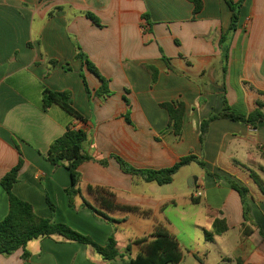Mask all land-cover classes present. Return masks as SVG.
Segmentation results:
<instances>
[{
  "label": "crops",
  "instance_id": "obj_1",
  "mask_svg": "<svg viewBox=\"0 0 264 264\" xmlns=\"http://www.w3.org/2000/svg\"><path fill=\"white\" fill-rule=\"evenodd\" d=\"M200 1L202 7L193 15L187 0H0V179L21 156L12 193L37 216L63 223L100 246L114 233L123 252L132 240L162 229L181 249L167 217L173 212L180 224L203 235L212 231L216 219L226 226L200 250L186 251L178 264H264V195L250 177L254 172L264 180V121L251 128L214 120L202 147L198 141L201 120L222 108L217 44L230 22L223 0ZM145 14L148 21L142 18ZM77 46L106 80L107 95H97L102 83L76 58ZM144 66L155 68L154 81ZM224 82L231 109L249 114L260 102L264 110V0L242 5ZM44 89L68 91L71 106L86 122L57 105L43 112ZM164 103L182 106L179 135L168 123ZM67 128L86 132L84 152L108 159L105 167L92 161L78 167L81 197L75 200L76 209L67 204L68 171L45 159L50 143ZM191 153L217 177L200 169L190 177L196 181L187 192L169 196L161 193L162 186L124 174L111 158L118 156L135 169L159 170ZM189 165L169 185L180 182ZM222 178L247 190L246 221L238 193ZM199 191L201 197L195 198ZM82 200L113 223L80 208ZM187 205L189 214L182 211ZM8 209L0 185V221ZM25 249L32 264H129L141 246L132 245L130 257L116 262L57 237L32 240ZM21 255V249L0 255V264H23Z\"/></svg>",
  "mask_w": 264,
  "mask_h": 264
},
{
  "label": "trees",
  "instance_id": "obj_2",
  "mask_svg": "<svg viewBox=\"0 0 264 264\" xmlns=\"http://www.w3.org/2000/svg\"><path fill=\"white\" fill-rule=\"evenodd\" d=\"M193 5L192 14H197L202 5L200 0H187ZM230 11V22L228 28L221 34L217 48L219 50L220 58V80L217 82L218 92L221 94L222 108L219 112L209 115L206 119L201 120L199 124V136L198 141L200 146H203L205 141L209 125L214 120L227 119L232 122L245 124L251 128H255L257 123L264 121V110L260 102H257V108L249 114H242L238 111L231 109L225 98V74L227 70L228 61V50L231 41V37L236 30L237 23L239 20V14L242 5L245 0H223ZM95 24L99 25L98 20L91 14H86ZM143 19L148 21V15L142 16ZM162 54V51H161ZM77 59L83 60L86 68L91 71L101 81L102 85L97 90V95H107V82L102 78L95 67L85 59L84 55L80 52V48L77 46ZM162 60L166 64L167 68H171L170 61L162 55ZM51 61L50 64H54ZM144 68L151 75L152 80L156 78L157 71L152 66H144ZM69 71L68 68H66ZM84 86L86 83L84 77L81 75ZM88 94V89L86 87ZM70 93L68 91L54 92L48 89L42 91L41 110H46L52 106L57 105L62 110L67 112L76 120L85 123L86 120L71 106L70 104ZM176 105V104H175ZM161 107L167 111L168 123L172 126L173 132L176 135L180 133L181 117H182V106L178 104L174 106V103H164ZM87 140V134L85 131L80 129L67 128L65 132L57 139L53 140L48 148L46 154V161L53 167H64L70 177V185L65 189L67 196V204L71 209H76L75 200L81 197L79 183L80 174L78 167L85 162H96L101 166L105 167L108 164V159H96L93 156L83 151V144ZM112 159L118 164L120 170L132 178L140 179L145 183H155L158 186L169 185L173 176L182 168L191 163H195L204 173L209 177H217L215 174L208 172L205 169V163L199 160L192 153L181 157L172 166L159 169V170H140L130 166L127 162L118 156H111ZM23 160L21 156L18 158L17 164L11 168L1 179L0 185L5 191L9 209L5 218L0 221V255H11L17 250H22L21 260L23 264L30 263V253L25 249L28 242L41 238H60L65 242H75L87 247H90L96 254H98L103 261L116 262L122 260L125 256H130L131 246H141V251L134 257L130 258L129 264H178L183 259L179 243L176 238L165 230L157 229L152 233L145 235L140 238H136L129 242L123 252L118 248L117 240L115 239L114 233L111 234L105 245L100 246L96 244L91 238L84 236L63 223L54 222L52 219L41 218L37 216L33 210V207L17 198L12 193L13 184L17 181L18 172L21 169ZM250 177L259 188L260 192L264 195V180H262L256 173L250 172ZM226 181L230 188L236 191L241 199L243 205V216L246 221V212L244 209L245 198L247 190L244 187L239 186L234 181L222 178ZM193 202L197 203V199L191 198ZM47 205L50 209L51 214L54 212V206L46 198ZM80 208L89 210L96 218L113 223V220L108 218L104 213L94 208L91 204L82 200ZM128 210H136V208H127ZM115 222V221H114ZM244 229V224L242 226ZM226 231V226L222 220H214L212 224V231H204L205 240H212L214 235H220Z\"/></svg>",
  "mask_w": 264,
  "mask_h": 264
},
{
  "label": "rangeland",
  "instance_id": "obj_3",
  "mask_svg": "<svg viewBox=\"0 0 264 264\" xmlns=\"http://www.w3.org/2000/svg\"><path fill=\"white\" fill-rule=\"evenodd\" d=\"M200 168L195 164V163H191L186 171V173L184 175H182V177L180 178V182L179 181H175V183L173 185H166V186H162L161 189V193L163 195L169 196V195H173L174 193L176 195H181L185 192H187L188 190L186 189V187L188 186V180L190 179V177L192 175H195V173H200ZM154 186H158V185H154ZM182 207V206H181ZM180 207V208H181ZM190 207L189 205H187V207H183L182 211L186 212L187 214L190 213V211H188L186 208ZM197 207H193L192 210H197ZM168 220L171 222V226H174L176 228L175 230V235H177V239L180 242V246H181V252L182 255L186 254L188 250L190 249H201L203 246H206V241L203 235V231L200 229H195L194 227L192 228L189 225L184 224H180L179 221L177 220V216L175 213H168L167 214ZM180 228H186V230L181 231ZM116 239V237H115ZM117 240V239H116ZM122 243L118 244V248L119 250L122 252V247H121ZM131 254V251H130ZM127 258H129L130 256H125ZM189 262H194V261H189Z\"/></svg>",
  "mask_w": 264,
  "mask_h": 264
},
{
  "label": "water",
  "instance_id": "obj_4",
  "mask_svg": "<svg viewBox=\"0 0 264 264\" xmlns=\"http://www.w3.org/2000/svg\"><path fill=\"white\" fill-rule=\"evenodd\" d=\"M195 181H196V178L189 179L188 180V186L192 187V184L195 183Z\"/></svg>",
  "mask_w": 264,
  "mask_h": 264
},
{
  "label": "built area",
  "instance_id": "obj_5",
  "mask_svg": "<svg viewBox=\"0 0 264 264\" xmlns=\"http://www.w3.org/2000/svg\"><path fill=\"white\" fill-rule=\"evenodd\" d=\"M195 198H200L201 197V192H196V194L194 195Z\"/></svg>",
  "mask_w": 264,
  "mask_h": 264
}]
</instances>
